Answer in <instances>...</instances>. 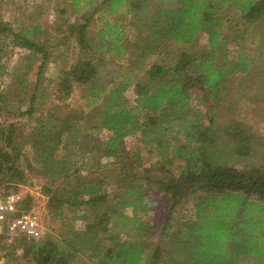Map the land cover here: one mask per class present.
Returning a JSON list of instances; mask_svg holds the SVG:
<instances>
[{
	"label": "trees",
	"instance_id": "16d2710c",
	"mask_svg": "<svg viewBox=\"0 0 264 264\" xmlns=\"http://www.w3.org/2000/svg\"><path fill=\"white\" fill-rule=\"evenodd\" d=\"M234 8L240 12L235 24L229 20ZM228 21L241 30L233 39L225 33ZM251 25L258 26L251 42L258 36L259 42L247 48L238 40H245ZM71 27L83 50L129 54L130 67L101 76L104 58L92 55L63 68L49 92L41 85L43 63L28 108L16 109H22L16 117L34 118L33 123L0 115V183L24 180L19 161L31 147L37 167L30 165L47 180L43 189L58 226L38 241H16L35 264H70L81 254L88 255L86 264H264V136L243 120H218L234 79L264 76V0H102L84 23ZM2 31L47 60L45 46L30 38V29L13 31L0 19ZM201 35L209 49L192 53L179 47L173 57L174 44L191 46ZM154 54L159 58L145 71L147 78L135 83L132 106L125 94L132 84L129 73ZM26 76H16L20 86ZM75 88L82 101L76 107L66 101ZM194 88L212 101L205 111L191 103ZM101 129L108 138L97 135ZM137 133L148 136L150 150L159 156L156 164L166 170L153 175L150 168L139 169L140 155L124 145ZM177 135L182 142L172 145ZM109 166L118 168L112 189L105 184ZM150 185L170 200L161 225L140 215L159 202L147 193ZM78 218L83 229L74 226ZM8 238L0 234V249Z\"/></svg>",
	"mask_w": 264,
	"mask_h": 264
},
{
	"label": "rangeland",
	"instance_id": "374dc122",
	"mask_svg": "<svg viewBox=\"0 0 264 264\" xmlns=\"http://www.w3.org/2000/svg\"><path fill=\"white\" fill-rule=\"evenodd\" d=\"M102 0H0V19L8 23L13 31H20L21 28H27L31 30L28 35L38 44L45 46L48 52L47 60L44 59L43 53L31 52L29 49L17 45L11 31L0 32V115L2 118L6 117L8 120H19L27 126L33 123L34 118L28 117H16L20 110H25L29 106L31 93L35 86L39 66L44 63V71L42 74V86H47L49 92L54 90L56 86L55 82L59 77L60 71L63 68H68L80 60H84L89 56H95L97 58H104V66H102L101 76L109 73L123 70V73L128 69L129 54L123 56H117L115 51L106 52L104 50L92 49L83 50L79 41L76 27L72 25H80L84 23V17L90 13V11L99 5ZM240 12L237 8L229 11V20L235 24ZM99 14L95 15L98 18ZM112 20L113 17L110 16ZM230 21L227 22L225 33L229 34V39H233L234 36L241 32V30L232 29L229 26ZM99 24L96 27L90 28L88 35L94 36L101 25V21H97ZM233 26V25H232ZM242 28V23L239 22V27ZM258 32V26L251 25L248 28L245 40L239 39L238 41L244 43L247 48L255 47L259 42L258 38H254V34ZM242 34V33H241ZM98 43V42H96ZM127 45V42H124ZM231 44H234L231 43ZM131 46V44H130ZM187 49L189 52L202 51L209 49L207 36L201 35L198 38L196 44L185 46L182 43L173 45L175 57L180 48ZM131 48V47H130ZM31 52V53H30ZM163 53L162 55H165ZM172 56L169 57L170 58ZM159 58L157 54L150 57L149 63L145 64L142 69L139 67L134 71H130L129 75L132 76V84L125 92L126 97L130 100L132 106L135 105V83L141 79H145V71L150 68V65ZM128 66V67H126ZM27 73L26 84L20 86L16 81V76H20ZM244 78V77H239ZM264 76H259L256 81L247 82V80L234 79L229 93V98L225 103L226 109L222 116L218 119L222 124H228L234 119H240L248 123L254 128L255 132L264 136V90L260 89ZM241 82V83H240ZM27 86V87H26ZM24 88V89H23ZM192 98L191 103L196 108H200L203 111L212 101L206 97L205 92H202L198 88L191 90ZM260 94V95H259ZM80 89L75 88L73 94L66 101L71 106H78L82 103L80 100ZM56 96L52 95L51 100L56 102ZM59 102V101H58ZM17 108H22L16 110ZM64 110V109H63ZM151 118V117H150ZM152 119V118H151ZM150 119V121H152ZM147 124H151L148 122ZM205 125H209V120H204ZM100 138L106 139L110 133L104 129L96 132ZM182 137L180 135L174 136L172 139V145L180 144ZM125 148L130 153L140 155L141 165L139 169L146 173L147 168H150L152 174L157 173L159 169L166 170L167 167L156 164L159 156L156 152H152L149 139L147 135L137 133L128 136L124 140ZM262 147V146H261ZM257 147V152H261L262 148ZM33 150L31 147H26L24 155H21L19 161L20 166L25 170L26 177L21 182L5 181L0 183V192L9 193L15 192L22 197L23 209L34 212L39 218L40 222L45 228V235L47 232L53 231L58 228L56 222L51 219L48 200L49 196L43 189L47 180L45 177L40 176L32 170V167H37L33 161ZM114 158H104V161L110 162ZM32 167H31V165ZM156 164V165H155ZM176 164L178 162L176 161ZM176 164L171 167L176 171ZM107 174L110 177L106 180L109 189H112L116 183V179L113 173H117L118 168L109 166ZM149 185V184H148ZM146 191L150 196L156 198L159 202H151L146 213L140 215L145 220H150L154 225H161V222L166 217V206L169 203V198L162 192L155 190V186H148ZM127 212L131 214V209ZM82 211L77 212L81 214ZM74 226L79 229L84 228L83 219L78 218L74 222ZM44 235V236H45ZM19 237L8 238L5 248L0 249V264H35L29 252L26 248L16 241ZM151 240H156L152 238ZM88 255L81 254L76 257L70 264H86L88 263Z\"/></svg>",
	"mask_w": 264,
	"mask_h": 264
},
{
	"label": "built area",
	"instance_id": "2783aa9c",
	"mask_svg": "<svg viewBox=\"0 0 264 264\" xmlns=\"http://www.w3.org/2000/svg\"><path fill=\"white\" fill-rule=\"evenodd\" d=\"M22 201L20 194L0 192V234L38 241L45 228L34 212L23 209Z\"/></svg>",
	"mask_w": 264,
	"mask_h": 264
}]
</instances>
